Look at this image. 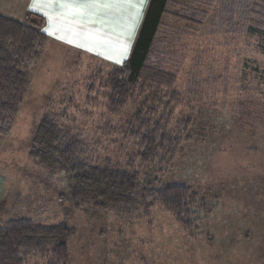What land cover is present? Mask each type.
Segmentation results:
<instances>
[{"label":"rangeland","instance_id":"obj_1","mask_svg":"<svg viewBox=\"0 0 264 264\" xmlns=\"http://www.w3.org/2000/svg\"><path fill=\"white\" fill-rule=\"evenodd\" d=\"M218 3L203 18H166L173 28L171 87L139 86L109 105L110 74L121 61L69 51L46 36L23 66L29 88L10 128L0 132V221L29 217L71 230L68 264H264V21L229 34ZM41 24L40 19H30ZM181 143L174 156H138V112ZM50 116L93 162L105 160L156 183L197 192L195 226L184 229L159 205L74 203L66 177L29 156L37 124ZM31 254L25 264H46Z\"/></svg>","mask_w":264,"mask_h":264},{"label":"trees","instance_id":"obj_2","mask_svg":"<svg viewBox=\"0 0 264 264\" xmlns=\"http://www.w3.org/2000/svg\"><path fill=\"white\" fill-rule=\"evenodd\" d=\"M168 0H150L128 57L115 67L109 82L112 93L109 105L119 111L133 96L136 87H171L176 78L172 64L176 52L173 28L163 24L161 14ZM199 2V16L218 3L217 26L229 34L246 33L253 26L261 30L264 21V0H193ZM191 19V16H183ZM27 14L23 21L0 15V132L12 125L30 85L23 66L37 58L46 35ZM41 23V22H40ZM263 118H264V111ZM139 127L130 133L138 137V156L149 163L159 151L170 158L181 143L179 135H171L164 124L151 125L138 112ZM29 156L44 168L65 175L70 199L76 204L91 202L95 207L148 208L154 204L170 211L186 230L195 226L197 192L182 183H156V178L140 177L137 170L113 164L109 160L93 162L85 155L83 144L65 134L52 117L46 115L37 124ZM72 230L64 223L45 224L29 217L0 221V264H25L28 255H41L46 264H68V241Z\"/></svg>","mask_w":264,"mask_h":264},{"label":"crops","instance_id":"obj_3","mask_svg":"<svg viewBox=\"0 0 264 264\" xmlns=\"http://www.w3.org/2000/svg\"><path fill=\"white\" fill-rule=\"evenodd\" d=\"M149 2L150 0H145L143 8L138 16L134 8H129L122 13L119 20L110 19L109 26L105 28V34L110 36V40L107 43L102 41L97 42L89 36V33L95 32L97 29L101 28L100 24L94 22L77 26V34H74L71 28L61 26L57 21H54L53 24L50 25L47 17L42 16L39 12L30 10L29 5L31 0H0V15L6 18L23 21L27 14H30V16L40 19L41 31L47 36L49 41H52L54 44L67 48L69 51H90L98 53L109 60L113 61L114 59L118 62L120 60L122 63L131 51ZM200 9V3L197 1L168 0L165 10L161 14V21L163 24H167V26H171V24H168L169 22H165L164 20L168 17L179 18L182 16L181 18L183 20V16H191L190 20L192 21L194 20L193 16H199ZM50 15H54V13H50ZM112 28H115L116 31L113 32ZM45 29H48V31H45ZM61 37H63V39H61ZM123 46H127L126 52L122 50Z\"/></svg>","mask_w":264,"mask_h":264},{"label":"snow or ice","instance_id":"obj_4","mask_svg":"<svg viewBox=\"0 0 264 264\" xmlns=\"http://www.w3.org/2000/svg\"><path fill=\"white\" fill-rule=\"evenodd\" d=\"M144 3L145 0H31L29 8L47 17L50 25L57 21L61 26L71 28L74 34H77V26L98 23L101 28L89 33V36L97 42L107 43L110 36L105 34V28L109 26V20H119L129 8H134L138 16ZM112 31L116 29L112 28ZM122 50L126 52L127 46H123Z\"/></svg>","mask_w":264,"mask_h":264}]
</instances>
